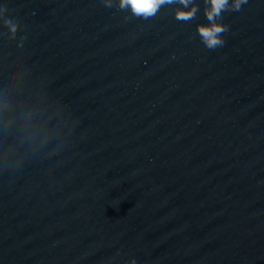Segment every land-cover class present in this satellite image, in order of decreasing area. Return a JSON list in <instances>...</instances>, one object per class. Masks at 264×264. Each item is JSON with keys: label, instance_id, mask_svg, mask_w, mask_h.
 <instances>
[{"label": "water", "instance_id": "95a60500", "mask_svg": "<svg viewBox=\"0 0 264 264\" xmlns=\"http://www.w3.org/2000/svg\"><path fill=\"white\" fill-rule=\"evenodd\" d=\"M233 3L209 49L207 0H0V264H264V0Z\"/></svg>", "mask_w": 264, "mask_h": 264}, {"label": "clouds", "instance_id": "9594fccd", "mask_svg": "<svg viewBox=\"0 0 264 264\" xmlns=\"http://www.w3.org/2000/svg\"><path fill=\"white\" fill-rule=\"evenodd\" d=\"M172 2H175V0H119V6L121 9L130 8L133 15L147 19L155 16L162 5ZM179 2L183 7L177 11V19L184 21L192 19L197 9L188 7L190 0H179ZM207 2L210 4V7L206 10L209 24L198 26V31L206 47L215 49L217 46L223 45L224 40L221 34L226 30L224 25L216 22V18L228 6L229 0H207ZM246 2L247 0H234L233 9L239 11L241 5ZM107 6L111 7V4L107 3ZM0 11L6 12L7 9L0 8ZM5 25L13 35L16 33L17 25L13 20L6 19ZM2 106L7 107V104L4 103Z\"/></svg>", "mask_w": 264, "mask_h": 264}]
</instances>
